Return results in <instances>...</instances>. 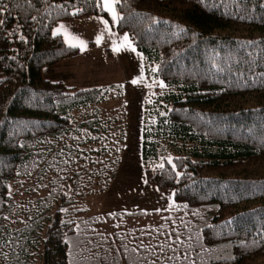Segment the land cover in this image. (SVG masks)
<instances>
[{"label": "trees", "instance_id": "16d2710c", "mask_svg": "<svg viewBox=\"0 0 264 264\" xmlns=\"http://www.w3.org/2000/svg\"><path fill=\"white\" fill-rule=\"evenodd\" d=\"M115 7L161 83L144 104L141 161L175 205L155 227L111 235L98 227L146 213L73 210L114 178L122 134L105 136L112 122L96 112L76 117L105 91L41 71L78 57L58 23L109 16L100 0H0V264H264V0ZM12 187L44 195L24 207Z\"/></svg>", "mask_w": 264, "mask_h": 264}, {"label": "rangeland", "instance_id": "374dc122", "mask_svg": "<svg viewBox=\"0 0 264 264\" xmlns=\"http://www.w3.org/2000/svg\"><path fill=\"white\" fill-rule=\"evenodd\" d=\"M117 1L113 3L109 0L116 13L114 18L105 0H100L109 21L100 17H88L58 23L53 33L59 28L57 34H61L67 45H77L75 47L78 48V57L64 59L41 71L44 79L62 82L68 88H101L106 92L102 102L81 110L76 117L82 119L85 114L96 112L102 121L112 122L111 128L104 122L107 129L105 136L112 134V131L118 136L120 130L122 142L116 174L103 191L75 198L73 210L82 211V217L101 218L115 213H146L130 218L118 216L113 221H106L98 227V231L107 235L117 231L155 227L161 223L164 212L170 211L175 205L172 191L149 185L144 175L141 161L143 108L147 100L160 89L161 83L147 81L142 54L135 48L126 32L116 30L119 18L115 7ZM97 38L100 39L99 44ZM80 41L84 42V51L80 50ZM114 48L120 50L114 51ZM133 80L138 83H132ZM118 146L119 144L117 148ZM12 193L16 194L12 195L13 199L24 207L44 195V192L33 193L23 189L16 191L13 187ZM68 210L67 206L62 209L63 212Z\"/></svg>", "mask_w": 264, "mask_h": 264}, {"label": "snow or ice", "instance_id": "6c2138e0", "mask_svg": "<svg viewBox=\"0 0 264 264\" xmlns=\"http://www.w3.org/2000/svg\"><path fill=\"white\" fill-rule=\"evenodd\" d=\"M112 2L114 3L115 0H112ZM105 4H106V6L108 7L109 11L112 12L113 17L115 18L116 13H115V11H114V9H113V7H112V4H109V0H105ZM3 23H4V21H3V20H0V24H3ZM104 23H107V21H104ZM62 27H63V26H61V28H62ZM59 31H60V29L58 28V29L56 30V32L53 33V35H56ZM124 39L127 41V39H128L127 36H125ZM99 43H100V39L97 38V44H99ZM72 46L75 47V46H77V45L73 44ZM79 46H80V50H81V51H84V50H85V45H84V42H83V41H80V42H79ZM119 50H120L119 48H114V51H119ZM133 50H134V49H133ZM132 83L135 84V83H138V81L133 80Z\"/></svg>", "mask_w": 264, "mask_h": 264}, {"label": "crops", "instance_id": "0c3cea01", "mask_svg": "<svg viewBox=\"0 0 264 264\" xmlns=\"http://www.w3.org/2000/svg\"><path fill=\"white\" fill-rule=\"evenodd\" d=\"M86 18H88V17H86ZM82 19H84V18H81V20H82ZM78 20H79V19H78ZM60 35H61V34H60Z\"/></svg>", "mask_w": 264, "mask_h": 264}]
</instances>
